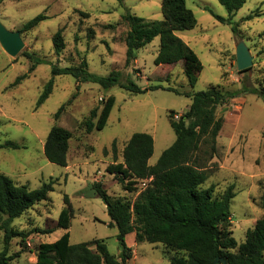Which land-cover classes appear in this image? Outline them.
Listing matches in <instances>:
<instances>
[{
  "label": "rangeland",
  "instance_id": "1",
  "mask_svg": "<svg viewBox=\"0 0 264 264\" xmlns=\"http://www.w3.org/2000/svg\"><path fill=\"white\" fill-rule=\"evenodd\" d=\"M160 5L161 0H0V23L9 31H20L24 43L15 57L0 46V145L6 142L19 145L17 149L0 148V173L30 190L55 180L47 200L7 225L20 234L8 244V254H17L13 264H35L38 246L53 243L66 231L71 244L101 239L108 251L117 256L120 250L117 229L110 224L105 205L94 195L91 184L100 182L109 195L134 200L144 188L142 181L138 180L132 191H125L107 171L114 160L112 142L116 141L118 163L132 134H150L153 154L148 163L154 165L175 141L169 112L173 110L179 116L191 102L188 97L162 89L144 94H131L118 85L104 89L91 81H76L68 74L53 76L52 67L83 70L98 76L118 71L121 82L132 80L141 87L160 85L180 92L189 89L198 92L217 85L237 90L235 98L216 110L217 117L223 116V125L216 139L217 151L206 163L208 179L201 188L213 185L214 196H219L233 186L230 221L237 243L244 242L246 231L264 217L260 205L264 192V101L250 91L251 88L264 91V0H245L231 18L218 0H186L197 25L176 35L202 64L193 88L188 86L181 63L170 67L154 64L158 36L136 51L135 61L129 64L125 61L123 39L128 26L124 17L129 13L162 20ZM38 14L48 18L32 30L21 32L22 26ZM215 16L226 21L221 22ZM58 29H62L65 47L56 54L52 36ZM240 40L253 56V64L246 71H238L236 65L235 48ZM25 53L42 61L30 73L34 61ZM25 74L27 77L19 84L12 85L18 76ZM51 78L52 91L36 108L37 99ZM108 96L115 97V104L105 127L86 133L83 122L93 108L100 110ZM62 105L63 111L54 120ZM55 124L71 132L66 167L48 162L43 153L45 139ZM64 195L69 197L72 209L68 230L57 227L58 216L65 206ZM6 219L0 213V250L4 248ZM44 230L50 232L43 233ZM128 236L130 240L132 235ZM134 251L128 264H169L161 245L142 242Z\"/></svg>",
  "mask_w": 264,
  "mask_h": 264
},
{
  "label": "trees",
  "instance_id": "2",
  "mask_svg": "<svg viewBox=\"0 0 264 264\" xmlns=\"http://www.w3.org/2000/svg\"><path fill=\"white\" fill-rule=\"evenodd\" d=\"M218 1L225 7L230 18L245 2ZM160 11L162 20H148L129 13L124 17L123 20L128 26L123 39L126 47L125 61L127 64L135 61L136 51L158 36L159 49L154 64L158 67H170L181 63L188 86L193 88L202 64L196 53L176 32L194 29L197 20L186 6V0H161ZM82 14L88 16L86 13ZM47 18L45 14H38L22 26L21 32L32 30ZM215 18L221 22L226 21L219 16ZM233 32L236 33L234 28ZM52 44L56 54L64 49L62 29L53 34ZM24 55L34 61L29 73L34 70L35 64L42 62L33 54ZM51 74H68L76 81H91L104 89L118 85L131 94L162 89L188 97L191 102L188 109L177 119L176 112H169L168 121L175 133V141L161 153L154 165L148 163L153 154V138L150 134H132L123 147L122 161L118 163L116 141L112 142L114 160L107 167V171L116 177L125 191H132V186L138 180L150 179L134 200L109 195L100 182L91 184L94 195L105 205L110 224L117 229L120 249L118 255H112L105 241L101 239L71 244L69 232L66 231L53 243H42L38 246L35 264H128L132 251L125 243V236L129 233L135 234V241L138 243L161 245L169 264H223L222 261L224 264H264V217L257 219L253 227L246 231L244 242L237 243L232 235L230 221V202L235 196L233 186H228L219 196H214L213 185L201 188L208 179L206 163L217 151L216 139L223 125V116L217 117L216 110L235 98L238 95L237 90H225L220 85L198 92L191 89L180 92L160 85L141 87L132 80L121 82L118 71L107 76H98L83 70L52 67ZM26 77V74L18 76L12 85L19 84ZM52 87L51 78L39 95L36 108L49 97ZM250 91L264 101L263 90L251 88ZM114 104L115 97L108 96L102 101L100 110L93 108L89 112L83 122L86 133L105 127ZM63 108V105L59 107L54 114V120L58 119ZM70 138V131L53 125L43 146L46 160L66 167ZM0 148L17 149L19 145L6 142ZM201 153L204 155L201 156ZM54 184L55 180L50 179L40 187L30 190L27 185L16 184L7 175L0 173V213L7 216L0 264H13L12 261L17 256L8 254V244L11 238L20 234L7 228V225L34 205L47 200ZM63 200L65 206L58 216L57 227L68 230L71 203L67 195H64ZM260 205L264 209V192ZM42 232L48 233L50 230Z\"/></svg>",
  "mask_w": 264,
  "mask_h": 264
},
{
  "label": "water",
  "instance_id": "3",
  "mask_svg": "<svg viewBox=\"0 0 264 264\" xmlns=\"http://www.w3.org/2000/svg\"><path fill=\"white\" fill-rule=\"evenodd\" d=\"M0 46L9 56L15 57L24 46L20 32L9 31L0 23ZM235 57L238 71L246 70L253 64V56L242 40L236 44Z\"/></svg>",
  "mask_w": 264,
  "mask_h": 264
},
{
  "label": "crops",
  "instance_id": "4",
  "mask_svg": "<svg viewBox=\"0 0 264 264\" xmlns=\"http://www.w3.org/2000/svg\"><path fill=\"white\" fill-rule=\"evenodd\" d=\"M191 101V100H190ZM221 131V130H220ZM218 137V136H217ZM132 235L131 236V239L129 240V236L128 235ZM125 243H126V245L131 249V251H132V258L134 257V253H135V251H134V248L139 244L138 242H136L135 241V234L134 233H129V234H127L126 236H125ZM120 251V250H119ZM131 258V259H132Z\"/></svg>",
  "mask_w": 264,
  "mask_h": 264
},
{
  "label": "built area",
  "instance_id": "5",
  "mask_svg": "<svg viewBox=\"0 0 264 264\" xmlns=\"http://www.w3.org/2000/svg\"><path fill=\"white\" fill-rule=\"evenodd\" d=\"M175 118H178V115H175ZM142 181V186L145 188L148 184V182L150 181V179H146V180H141Z\"/></svg>",
  "mask_w": 264,
  "mask_h": 264
}]
</instances>
